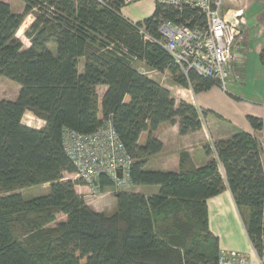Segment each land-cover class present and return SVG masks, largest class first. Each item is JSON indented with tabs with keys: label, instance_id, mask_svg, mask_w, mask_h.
<instances>
[{
	"label": "trees",
	"instance_id": "obj_1",
	"mask_svg": "<svg viewBox=\"0 0 264 264\" xmlns=\"http://www.w3.org/2000/svg\"><path fill=\"white\" fill-rule=\"evenodd\" d=\"M21 1L23 11L14 13L0 0V77L19 86L14 99L0 98V264H216L218 238L208 227L206 201L225 186L264 264V170L256 136L237 131L215 141V157L201 166L182 153L177 171L144 168L147 156L162 148L153 135L159 124L176 123L181 135L188 134L210 111L200 115L194 105L175 102L133 59L150 69L167 68L176 83L194 92L215 82L194 72L188 80L177 74L169 55L136 27L156 39L161 22L194 28L204 23L203 14L188 5L155 2L149 16L132 23L121 15L127 4L120 0L107 6L97 0ZM34 10L39 13L24 32L25 47L17 32ZM260 57L264 64V45ZM26 110L42 118L43 126L24 124ZM108 119L132 159L130 184L158 186L150 195L116 191L111 214L86 203L75 190L79 178H64L76 169L61 143L63 127L91 133ZM247 120L262 128L259 117ZM205 152L212 149L206 146ZM44 183L45 194L25 198L17 192ZM111 185L100 177V189Z\"/></svg>",
	"mask_w": 264,
	"mask_h": 264
},
{
	"label": "crops",
	"instance_id": "obj_2",
	"mask_svg": "<svg viewBox=\"0 0 264 264\" xmlns=\"http://www.w3.org/2000/svg\"><path fill=\"white\" fill-rule=\"evenodd\" d=\"M3 1L9 4L12 12L23 11L22 1ZM223 7V11L231 16L237 15L244 23L241 27L243 39L233 47L226 90L218 85H212L208 90L194 92L190 86L184 87L176 83L168 69L158 71L139 62L144 66L142 72L166 87L175 102L183 100L194 105L200 115L202 111H210L201 116L200 128L188 134L181 135L176 123L164 122L158 125L153 135L161 142L162 148L150 155L152 170L177 171L180 168L179 160L182 153L187 154L189 163L196 167L201 166L210 157H215L213 151L215 141L229 138L237 131L248 132L259 139L262 145L261 159L264 170V64L260 57L264 45V23H261V20H264V0H224ZM50 50L54 52V49ZM248 115H254L262 120L260 130H255L250 125ZM206 146L212 149L210 155L205 152ZM83 185L75 186L79 194L86 192L87 186ZM157 190L158 186L150 185V194L156 193ZM206 205L208 227L218 238L219 250L233 249L246 252L251 262L252 246L228 187L225 186L222 192L208 198Z\"/></svg>",
	"mask_w": 264,
	"mask_h": 264
},
{
	"label": "built area",
	"instance_id": "obj_3",
	"mask_svg": "<svg viewBox=\"0 0 264 264\" xmlns=\"http://www.w3.org/2000/svg\"><path fill=\"white\" fill-rule=\"evenodd\" d=\"M107 6L108 0H97ZM129 4L139 0H120ZM160 4L197 8L204 23L190 28L184 24L163 21L159 37L145 33L142 26L137 32L159 45L170 57L177 70L188 80L190 72L212 80L226 90L228 66L235 43L243 39L240 20L223 11L224 0H156ZM61 143L64 153L75 167L74 173L91 192L99 193L100 177L105 176L113 185L130 184L132 159L117 137L111 120L91 133H80L63 127ZM261 263V261H260ZM216 264H251L248 253L238 250H219Z\"/></svg>",
	"mask_w": 264,
	"mask_h": 264
},
{
	"label": "rangeland",
	"instance_id": "obj_4",
	"mask_svg": "<svg viewBox=\"0 0 264 264\" xmlns=\"http://www.w3.org/2000/svg\"><path fill=\"white\" fill-rule=\"evenodd\" d=\"M21 1V0H18ZM155 2L156 0H139V1H135L132 3H129L127 5H123L120 8V12L121 15L124 16L125 18L130 19V21H132V23L142 20L144 18H146L147 16H149V14L151 13V9L153 8V6H155ZM244 2V1H243ZM246 2V1H245ZM255 8V7H254ZM224 10V7H223ZM36 13H39L37 10H34V14H28L23 23L20 25L17 35L20 38V40L22 41L23 45L26 47L28 45V40L26 39V37H24V32L29 29L30 24L32 23V21L34 20V15ZM232 19H234V16H231ZM261 23H264V20H261ZM244 25V23L242 21H240V27H242ZM49 49H54L53 51L55 52V43L54 42H50L47 44ZM83 62L84 59L80 58L79 59V64H78V69L79 71H82L83 68ZM133 66L136 67L139 71L142 72L143 70V65L140 62V60H134L132 61ZM142 62V61H141ZM176 67V66H175ZM167 69V68H166ZM177 74H181L178 70H177ZM182 75V74H181ZM173 77V76H172ZM227 82V80H226ZM227 84V83H226ZM217 85V84H214ZM185 87V86H184ZM18 84L6 77L1 76L0 77V98H5V99H14L17 95V91H18ZM228 88V87H227ZM22 122L28 126L31 127H35V128H39L41 126H43L44 124V120L42 118H40L38 115L34 114L32 111L30 110H26L25 113L22 116ZM147 137V133L142 132L141 137L139 139L140 143H144ZM145 169H150V156H147V162L144 166ZM65 179L69 178V179H76L77 177L75 176V174H65ZM48 183H44V184H37V185H31V186H27L24 187L22 189H18L17 192H20L23 197L25 198H31V197H35V196H39L41 194H45L48 192ZM81 185V184H80ZM86 187V185H83ZM85 193H80L83 197L85 196V201L90 204L92 208H94L97 211L100 212H104L106 214H111L115 211L116 208V201H115V196L114 193L116 191H131V192H137L143 195H150V185H140L138 187H133L131 184L129 185H122V186H116V185H111L110 187H104L103 189L99 190V193H93L91 192L90 188L87 187V189H85ZM87 196V197H86ZM241 214L243 216L244 219L247 218V210H242ZM62 215L59 216L58 219H62ZM225 250V249H223ZM229 250H233V249H229ZM228 250V251H229ZM243 252V251H241ZM246 253V252H243ZM261 259L256 255V253L254 252L253 248H252V253H251V262L253 264H258L260 263ZM262 264V262L260 263Z\"/></svg>",
	"mask_w": 264,
	"mask_h": 264
}]
</instances>
